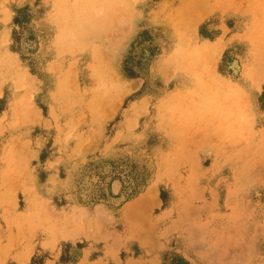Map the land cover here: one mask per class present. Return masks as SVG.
Returning a JSON list of instances; mask_svg holds the SVG:
<instances>
[{
  "label": "rangeland",
  "instance_id": "1",
  "mask_svg": "<svg viewBox=\"0 0 264 264\" xmlns=\"http://www.w3.org/2000/svg\"><path fill=\"white\" fill-rule=\"evenodd\" d=\"M103 1L0 0V264H264V0Z\"/></svg>",
  "mask_w": 264,
  "mask_h": 264
},
{
  "label": "bare ground",
  "instance_id": "2",
  "mask_svg": "<svg viewBox=\"0 0 264 264\" xmlns=\"http://www.w3.org/2000/svg\"><path fill=\"white\" fill-rule=\"evenodd\" d=\"M92 1H94V4L96 3V5L99 3V5H105V4H107L108 5V3H106V2H104L103 0H92ZM98 1V2H97ZM121 1V0H120ZM104 2V3H103ZM108 2H109V0H108ZM111 2V1H110ZM114 1H112L111 3H112V5L111 6H113V7H115V5H116V7H117V4H118V0L116 1L115 0V2L113 3ZM117 2V3H116ZM110 3V4H111ZM133 3V2H132ZM131 3V4H132ZM114 4V5H113ZM129 4V3H128ZM136 4V3H135ZM134 4V5H135ZM95 5V6H96ZM103 5H102V7H103ZM106 5V6H107ZM134 5H133V7H134ZM98 6V5H97ZM128 6V5H127ZM108 7V6H107ZM106 7V8H107ZM112 7V8H113ZM105 8V9H106ZM108 8H110V7H108ZM130 8V7H129ZM98 9H99V7L97 8L96 7V9H94V7L92 8V10H97L98 11ZM103 9V8H102ZM105 9H103V10H105ZM116 8H114V9H112V11L114 12V15H115V17H116V14H118V12H116L115 13V10ZM100 10V12L101 11H103V10H101V9H99ZM111 10V9H110ZM118 10H120V9H118ZM126 10V9H125ZM127 10H128V8H127ZM126 10V11H127ZM131 10H133V8H130V11H128V12H131ZM93 11V12H94ZM106 11V10H105ZM117 11V10H116ZM125 11V12H126ZM113 12H111V15L110 14H108V13H110V12H108L107 13V11H106V15L108 16V15H110V16H108V17H106L105 16V18L103 17L104 15H105V12H101L102 13V15L100 14V13H98L97 15H96V17L98 18L99 17V20L100 21H98L97 20V18L95 17V13L96 12H94V16H93V14H92V18H96V19H94V20H85V22L86 23H84V21H82V24H80V26L79 25H77V26H79V27H81V28H78L79 29V31H81L82 32V34H83V37H82V39L79 37V35H78V37L80 38V40L79 41H76L74 38H72L73 36H72V34H71V39H69L68 40V43H71V45H75V44H77V42H78V46L80 47V48H83L84 46H88V48L87 49H89V50H91V52H89V53H87V54H90V55H95L96 57H101V58H103L102 60H104L105 59V56H111V57H114L113 55L117 52V51H121L120 49V44H122V42L123 41H121L122 40V36H123V38H129L130 36H131V33H132V30H133V26H131L129 23L130 22H127L128 20L129 21H132V19H128V17H130L131 18V14L130 15H128V17H127V21H126V23H124V24H127L128 23V25H130L129 26V29L130 30H128L127 29V31H128V34L126 35L125 33V35L123 34L122 36H119L120 37V39H119V37H118V39H119V41H117L118 43L120 42V44H115V47L113 46V43L112 42H109L108 41V38H110L111 36H113V35H111L112 33H109L108 31L110 30V28L112 27V22L114 21V22H116L117 21V19L119 20L118 22H122L124 19L123 18H121V17H119V16H117V17H119V18H115L114 16H113ZM121 14H122V9H121ZM124 12V13H125ZM127 12V13H128ZM104 14V15H103ZM120 13H119V15L120 16H122ZM126 15V16H127ZM133 15V14H132ZM100 16H102L103 17V21H102V18L100 19ZM135 16V15H134ZM109 17H114L116 20H114V18H109ZM122 17H125V16H122ZM84 18V17H83ZM133 18V17H132ZM87 19V18H86ZM108 19H112L111 21L109 20V21H107ZM123 19V20H122ZM74 20V19H73ZM82 20H84V19H82ZM126 20V19H125ZM74 21H76V19L74 20ZM79 21H81V19L79 20ZM106 21V22H105ZM77 22L78 21H76V24H77ZM113 22V23H114ZM125 22V21H124ZM74 23V22H73ZM116 24H121V23H117L116 22ZM122 24H123V22H122ZM128 25H123V28L125 29V27L127 28L128 27ZM75 26V25H74ZM114 26L115 27H117L116 25H115V23H114ZM119 26V25H118ZM125 26V27H124ZM76 27V26H75ZM113 28V27H112ZM118 29H119V27H117ZM116 28V29H117ZM81 29V30H80ZM77 30V29H76ZM113 30H115V28L113 29ZM111 31H112V29H111ZM110 31V32H111ZM126 31V32H127ZM113 32V31H112ZM108 33L110 34V37H108ZM114 33V32H113ZM81 36V35H80ZM116 36V35H115ZM69 38V37H68ZM111 38H113V37H111ZM117 38V37H116ZM77 39V38H76ZM97 39H100V42H102V45L104 44V48H105V51H103V49L104 48H102L101 47V45L99 44V43H97V44H99V45H97L96 43V45L95 44H93V42H95V40H97ZM117 40V39H116ZM124 40V39H123ZM70 41V42H69ZM93 45H95L94 47H93ZM70 46V45H69ZM78 46H77V49H78ZM72 47V46H71ZM74 48H75V46H74ZM73 47L71 48V50H75ZM115 48V49H114ZM77 49L75 50V51H77ZM101 49H102V52H104V54L102 55V52H101ZM79 51V50H78ZM83 51H85V50H83ZM107 51V52H106ZM79 52H82V51H79ZM101 52V55H99V53ZM3 61V60H2ZM3 66V65H2ZM1 66V67H2ZM99 68H100V70H101V72H100V75H98V77H99V80H100V84L102 85L101 86V89H99V90H101V92H103V94L108 90L107 88L109 87L108 85H110V86H112L113 84H114V82L112 81V79H111V73H110V68L108 67H106V66H104L103 64H100L99 65ZM58 84H61V83H58ZM65 84V83H64ZM16 85V84H15ZM62 85V84H61ZM107 88H106V87ZM23 87V86H22ZM99 87H100V85H99ZM62 88V87H61ZM64 88V87H63ZM60 89V88H59ZM61 90V89H60ZM26 94V93H25ZM54 94V93H53ZM104 96V95H103ZM52 97V96H51ZM55 97V96H54ZM21 100H23V99H21ZM55 100V99H54ZM99 101H101V100H99ZM12 102V101H11ZM134 105H136V104H134ZM52 107V106H51ZM54 107V106H53ZM132 107H134V106H132ZM52 109V108H51ZM54 110V108L52 109V111ZM17 153V152H16ZM14 159V160H13ZM13 159H11V163H12V160H13V164L12 165H15V163H14V161H15V158H13ZM7 160V159H6ZM9 162V161H8ZM7 162V163H8ZM2 163H3V161H2ZM11 163H9V164H11ZM4 165V164H3ZM10 166V165H9ZM13 168L15 167V166H12ZM11 167V168H12ZM7 168V167H5L4 169H3V172H2V177L1 178H3V183H4V181L5 180H7L8 178H9V175H11V172L9 171V169L11 170V171H13L14 169L12 168ZM16 170L18 171V167H15V172H16ZM8 171H9V175H8ZM15 172H14V174H15ZM18 173H19V171H18ZM13 174V173H12ZM17 175H19V174H17ZM12 176V175H11ZM8 177V178H7ZM6 182V181H5ZM134 202V201H133ZM132 203V202H131ZM135 205V204H134ZM132 206V205H131ZM130 205L128 206V209L131 207ZM134 210V209H136V207L134 208H130L127 212H129L130 213V211L131 210ZM127 210V209H126ZM133 210H132V215H127V216H135L136 214H135V212H137V210L135 211V212H133ZM128 213V214H129ZM130 213V214H131ZM134 213V214H133ZM127 214V213H126ZM138 215H139V213H137ZM136 217H137V215H136ZM135 217V218H136ZM140 217V216H139ZM132 219V218H131ZM140 218H136V220L137 221H139L140 222V220H139ZM128 220H129V218H128ZM130 221H132V220H130ZM137 221H133V223H131L130 222V224L132 225V224H134L135 222L137 223ZM100 223V222H99ZM138 224V223H137ZM135 225V224H134ZM133 225V226H134ZM141 225V224H140ZM139 225H136V227H138ZM130 227H132V226H130ZM132 229V228H131ZM137 229V228H136ZM140 229H141V226H140ZM133 230V229H132ZM138 230V229H137ZM136 232V231H135ZM137 233V232H136ZM140 233V232H139ZM74 234H76V232H73V233H71L70 235H72L71 236V238L72 237H74L75 238V236H74ZM134 234V233H133ZM136 236H138L137 234H135ZM237 235V234H236ZM132 237V236H131ZM140 261V260H139ZM137 262V261H136ZM144 263V262H143ZM135 264V263H134ZM140 264H142V262L140 263Z\"/></svg>",
  "mask_w": 264,
  "mask_h": 264
}]
</instances>
